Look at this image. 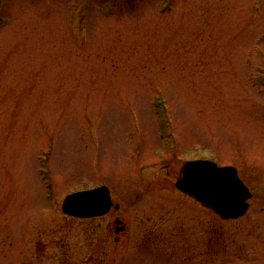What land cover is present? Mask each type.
Segmentation results:
<instances>
[{
    "label": "rangeland",
    "instance_id": "rangeland-1",
    "mask_svg": "<svg viewBox=\"0 0 264 264\" xmlns=\"http://www.w3.org/2000/svg\"><path fill=\"white\" fill-rule=\"evenodd\" d=\"M9 6L15 10L0 13V264H29L30 230L49 252L86 251L89 221L57 232L63 221L54 204L121 177L113 188L133 237L123 260L107 264H264V0ZM161 92L168 127L156 110ZM195 156L239 168L255 192L246 215L221 218L181 192L182 162ZM47 213L53 227L43 232ZM215 226L225 240L219 253L211 245Z\"/></svg>",
    "mask_w": 264,
    "mask_h": 264
},
{
    "label": "flooded vegetation",
    "instance_id": "flooded-vegetation-1",
    "mask_svg": "<svg viewBox=\"0 0 264 264\" xmlns=\"http://www.w3.org/2000/svg\"><path fill=\"white\" fill-rule=\"evenodd\" d=\"M9 2L10 0H0V8H1L0 13L3 15V17H5V15L9 11L15 10V9H12L13 8L12 6H9ZM169 134L170 133L161 134V136L165 138L166 140V141L164 140L165 145L170 148L171 153H168V154L176 155L178 150L176 146L174 145L171 134L170 136ZM140 149H141V145H140ZM206 158L207 157L195 156V157H188L186 158V160L206 159ZM141 162H142V166H141L142 172L141 173L145 174L146 172L144 171V169L146 168V162L145 161H141ZM184 162L185 161H183L182 163L184 164ZM181 171L182 169L180 170L179 177L181 176ZM122 178L124 177L116 179V181L112 185H109L105 180H103L101 181L100 184H96L92 187H89L93 189V188H99V187L105 186L100 191H98V193H103V194L107 192V196L109 200L108 201L109 208L103 213H93L89 215H75V214H70V213H66L63 211V207H62L63 201L60 202L58 200L57 201L58 203L55 202L54 204L53 212H61L62 215L60 218L62 219L57 220L58 219L57 218V219H54L53 221L54 222L56 220L58 222L63 221L62 225L59 228L58 227L56 228L58 229L57 232L63 231V228H67L70 231L73 230V228L75 227V224L80 220L89 221L90 223L89 232H90V237H91L89 240V243H92V245L84 246L82 248V249H85L86 251H81L77 247L74 248L72 246H66V247L57 246L54 249L51 248L52 250L49 252L48 251L49 248L43 244L44 242L38 241L36 237L33 235L32 230H30L28 234H26L25 236L29 243L34 244L33 246L34 253L32 252L31 254L32 257H31V261L29 262V264H34V262L32 261L33 259L39 261L38 262L39 264H107L110 262H113V263L118 262V259H121L119 261H122L123 256L120 253H122L125 250V245L131 244V240L133 237V230H134L133 223L130 221V219L126 217V215L123 214V203L119 201V198H118L119 194L116 193L115 188H113L114 187L113 185H118V183H120L119 181H121ZM248 186L250 187V185ZM250 189L254 197L255 192L253 191L252 187H250ZM181 192L189 195L192 198H195L196 201L200 205L208 207L206 204L198 200L196 197H194L190 193L185 192L183 190H181ZM54 199H55V193H54ZM251 199H250V203H251ZM251 206L252 205L250 204V208ZM40 216H42L43 218L39 220L40 223L38 225L41 226L40 228H43L42 229L43 232L46 231L47 227H53V225L50 226L49 224V219H53V217L49 213L40 215ZM220 217L223 218L222 216ZM33 221L34 220H32L31 222ZM29 226L30 228H33L31 224ZM200 227H201V231L204 233L203 242H204V245H206L205 251H203L202 253L204 256L207 257L208 249H206V247H208L207 246L208 245L207 244L208 243V220L207 219L202 220ZM251 228L253 230L252 232L255 233L254 227H251ZM214 229H215L214 230L215 236H213L211 239V245L213 246L216 245L215 251L219 253V248L224 247L225 240L223 238L224 237L223 232H220V230L218 229V226H215ZM159 234L160 232H154V236L152 237L151 235L149 237H145L144 242L147 245H149L152 241L155 242L154 239L157 236H159ZM255 236L256 235H254V237ZM187 238L191 241L192 238H191L190 232L187 233L185 240H187ZM190 246L192 249V245ZM188 248L189 247H187V250ZM191 253H189L190 260H188L190 262L194 260L193 255H195Z\"/></svg>",
    "mask_w": 264,
    "mask_h": 264
},
{
    "label": "water",
    "instance_id": "water-1",
    "mask_svg": "<svg viewBox=\"0 0 264 264\" xmlns=\"http://www.w3.org/2000/svg\"><path fill=\"white\" fill-rule=\"evenodd\" d=\"M177 186L225 218L245 214L250 205L248 199L252 196L235 166H220L211 159L186 161ZM103 187L69 194L64 202V211L75 215L105 212L109 208L107 192L98 193Z\"/></svg>",
    "mask_w": 264,
    "mask_h": 264
},
{
    "label": "bare ground",
    "instance_id": "bare-ground-1",
    "mask_svg": "<svg viewBox=\"0 0 264 264\" xmlns=\"http://www.w3.org/2000/svg\"><path fill=\"white\" fill-rule=\"evenodd\" d=\"M223 166H229V165H223ZM231 166H232V165H231ZM236 168H237V167H236ZM237 169H238V168H237ZM239 172H240V171H239V169H238V174H239Z\"/></svg>",
    "mask_w": 264,
    "mask_h": 264
}]
</instances>
